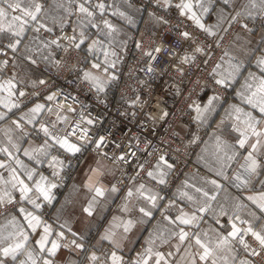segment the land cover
Segmentation results:
<instances>
[{
	"label": "snow or ice",
	"instance_id": "snow-or-ice-1",
	"mask_svg": "<svg viewBox=\"0 0 264 264\" xmlns=\"http://www.w3.org/2000/svg\"><path fill=\"white\" fill-rule=\"evenodd\" d=\"M69 5H75V8L69 12L68 8H65V12L72 14L73 12L78 15L79 19L77 20V27L72 28V35L68 43L72 46L73 49L77 52H84L86 55L96 56L102 54L104 57V67H115V63L108 60L109 51L106 41L108 38L118 31L115 25L106 18L105 13L108 11L109 7H112L107 4V0H68ZM225 6L231 2V0H223ZM253 7L259 4V7L264 11V0H251ZM6 5V7H4ZM23 5V7H22ZM127 8L132 7L131 3L126 4ZM59 8H64V4H58ZM158 7L161 9H166L167 12L171 10H176L178 15L185 17L196 29L201 32L207 33L211 36L215 33L213 30L205 25L203 22V17L208 15L210 10H212V0H160ZM18 12V15H12L9 19L8 13ZM44 11V6L39 0H0V56L5 57L3 65L6 67L10 60L9 53L5 49H9L11 53L16 54L19 51L20 45L23 44V41L27 39L26 33L31 30L37 34L43 30L44 32L50 33L52 29L45 26V24L40 22L41 13ZM112 15L119 16L123 20H127L129 23H132L131 19L127 16L124 11H121L119 7L112 8ZM166 18V15H165ZM221 19L218 16V21ZM63 20V18H61ZM6 21V24H5ZM32 22H35L33 24ZM157 24L163 23L161 20H156ZM91 26L97 29L99 36H102L104 39H90V33L85 29L87 26ZM246 26V25H245ZM77 28L79 31H77ZM61 30L63 31V25H61ZM175 30V32H174ZM178 37L177 43L188 42L192 40L191 33L188 30L181 31L178 26L169 29V33H173ZM3 40H7V44L3 43ZM34 40H39L41 43L47 47L49 44H55L57 48L61 47L60 40H50L46 43L42 40L39 35L34 36ZM167 47L165 51L170 53H175V49L168 45V41H165ZM189 48L192 47L190 43ZM136 47L139 48L140 44L137 43ZM197 51L201 49L197 48ZM112 55H115L112 53ZM146 59L145 64L148 65L149 61H154L160 58L163 55L162 49L160 47H153L152 51L144 53ZM193 57L183 52L180 56V63L186 64L192 61ZM79 63V62H78ZM86 66L88 65V60L85 59L82 61ZM257 65L261 68V71L264 72V56H261L257 60ZM91 67L95 71H99L100 65L93 63ZM235 70L240 71V68L236 66ZM83 78L90 82L92 87H94L97 92H103L104 87L100 82V78L94 74V72L79 70ZM147 71L151 72L152 68L149 65ZM115 79V77H113ZM43 84V81H40ZM218 84H224V80H218ZM258 93H261L259 100L256 101L253 98L257 96V93H252L251 97H247V102L252 104L254 108H259L261 118L253 116L251 113H243L242 125H234V131L239 133V139L237 141L240 149H246V145L251 150L248 151V155L244 157L245 165H243V172L238 173L235 176L237 181L236 186L245 187L249 185L251 179L259 175V169L264 168V162H258V156H264V128H261L264 125V80L260 81V86L257 89ZM26 93L21 90V85L15 79H9L6 81L0 82V107H3L7 112H13V109L19 110V104L15 102V98H24ZM45 103H36L33 101V106L30 109V112L26 117H22L21 120L24 124L33 125V131L38 136L43 137V142L39 147L24 149V155L27 156L30 160H35L37 163L43 162L42 158H47L51 155V147H58L63 150L65 153L76 154L79 153L82 148L81 145L73 142L70 137L76 135V128H79V125H76L75 128L70 129L69 133L63 137L52 135L49 125L55 127L52 124V121L49 120L48 123L41 121L42 117L46 112L51 113L53 111L52 102L53 97L47 95L42 97ZM65 100L68 97H64ZM213 99H217L213 97ZM60 98H56V104L59 111H63L59 107ZM212 100H209L208 104L212 105ZM196 112L198 113L197 119L200 118L199 114L202 112L208 111V108L201 109L199 106L196 107ZM234 111L237 113V119H240L241 109L235 108ZM14 114V113H13ZM168 116V113H163L161 119ZM5 115L0 113V121L5 120ZM66 117H57L59 123L66 122ZM81 119H84V114L81 113ZM89 126L94 125L92 119H87L85 121ZM16 123V127L20 128V122ZM39 124L40 127L36 128L35 125ZM89 134L87 132H81V138L84 139ZM250 137L255 138V142H250ZM11 144V150L8 147H0V155H6L9 160L14 161L16 167H12L10 164L0 162V169H6L8 171V179H5L3 175H0V184L7 185L8 187L0 188V205L5 203H13V190L19 191L20 201H26L28 204L32 205L33 211H29L24 207H19V212L23 216L24 221L27 224V227L36 232L37 229H42V232L39 235V239L36 241V244L39 246V254L47 253L48 257H55L58 250L63 248H74L78 250H86L87 245L81 241L85 238L83 235H79L72 231L68 225L61 224L60 227L67 228L73 237L71 240L67 241L64 244H61V241L65 239V233L63 231L56 232V239L50 240V237L54 233V229L50 224L45 223L41 216L38 214L39 210L42 208L43 204L39 201L45 202L47 205H51L52 200L54 199L52 195V190L57 187V184L49 181L47 177L41 175L38 180L34 181V184L30 186L25 182L24 179H21L17 174V168H19L29 181H33L34 177L37 175L34 169H29L24 163L18 158L14 157L13 151L19 152L20 145L17 143ZM137 147L141 143H146L145 141L137 140ZM93 144L97 149L104 147L105 138L100 136L93 141ZM120 147L123 151V146L116 145ZM129 148L132 147L131 143L127 145ZM217 149L218 159L220 160L222 167L215 170V174L219 177L227 179L223 168L227 166V161L233 160L237 155V149L235 145H229L226 143H221L219 138H217ZM247 150V149H246ZM157 152L160 149H156ZM222 153V155H221ZM230 153V154H229ZM147 156L153 155L152 152L146 151ZM129 155L135 156L136 152L129 153ZM119 160L122 162H128L125 155H120ZM50 167L53 168V175L59 176L60 171L64 168V162L57 159L56 157L51 158L49 161ZM173 163L169 162L165 155H160L156 159L155 164L150 167V170L146 171V175L150 180L155 181L158 185L167 184V176L170 174L173 169ZM140 172H145L144 166H139ZM204 184L209 185L212 191H208L202 187H196L195 192L199 193V196H193L186 191H179L178 195L180 199L188 201L192 206V212H184L182 209L179 210L178 214L174 218H169L165 216V219L170 225H173V228L167 229V234L160 233L155 237H150L147 241L148 246L144 251L134 260V261H125L121 255L117 254V251H111L110 253L105 254L104 264H169L167 256H171L172 253H167V256L158 251L155 247L156 241L159 240L160 244H166L172 238H176L178 243L176 244V251L179 252L181 245L186 241L194 239L195 245L198 246V250L193 255L190 251L185 249V256L181 257V261H187V264H197L195 256L199 257V260L202 262L210 261L211 264H235L237 257V245L247 257H254L258 259H240L239 264H264V216H258L256 212L252 211L248 213L249 219H244L240 215L239 209L245 207L242 204L236 205V211H234L230 216L228 211L224 206H221L218 210L214 209L212 202L216 201L217 195L216 192L221 189V185L215 179H205ZM260 183L264 185V180H261ZM185 188L193 187L192 185L185 184ZM89 190H93L92 185H88ZM95 196L88 203V206L83 209V211L88 215L92 216L94 207L96 204V197H103L104 192L101 188H94ZM112 192L115 193L116 189L113 188ZM35 193V195H32ZM133 198L143 199L150 207H141L139 211L143 214L144 217H151L152 210L157 208L159 201L163 197L159 192L153 191L151 188L146 187L145 184L140 183L135 187V191L129 190L127 192V199L131 200ZM248 200L252 202L259 209L261 213H264V187L260 190L258 195H251L247 197ZM124 210L127 211V205L124 206ZM213 213L216 217V223L220 224L219 217L228 216L226 221L227 225H230V228L225 229V225H221L224 231H217L216 229H211V235L208 231L202 233H190L186 228L193 226H198L199 222L204 219L205 213ZM115 219V218H114ZM15 223V221H13ZM134 226L131 220L122 221L119 225L113 224V228L122 227L123 232H129ZM116 232L111 228L106 230L105 234L101 237V240L109 241L113 248L119 249L121 247L119 241L116 239ZM29 240L28 233L23 230V226H19L17 231L11 234L9 237H0V264H7L8 258H11L12 264H16L18 256L24 255L27 257L26 260H20L19 264H37L38 257L33 254V251H29L26 248V244ZM6 241L7 246L5 245ZM14 241V242H11ZM51 244V247H47L48 244ZM189 244V248H191ZM91 264H98L100 257L95 253L88 257ZM42 264H55L53 259H43ZM74 264V262H72Z\"/></svg>",
	"mask_w": 264,
	"mask_h": 264
},
{
	"label": "clouds",
	"instance_id": "clouds-1",
	"mask_svg": "<svg viewBox=\"0 0 264 264\" xmlns=\"http://www.w3.org/2000/svg\"><path fill=\"white\" fill-rule=\"evenodd\" d=\"M159 2L160 0H141L139 5L131 3L132 7L128 9L132 14H127V16L132 23L124 20L125 25L117 26L114 24L118 31L108 38L106 44V47L110 45L108 47L110 53L108 60L115 63L114 68L108 67L106 69L104 67L103 55L98 54L97 58L96 56L86 55L84 52H77L72 48L68 43L72 33L61 30V25L67 23L66 19L61 20L59 25H57L60 27V35L54 34L53 30L49 36H45L44 32L38 34L45 43L50 40H60V48H57L55 44H49L45 47L39 40H34V36L29 33L28 38L20 45L19 51L15 56L7 57L9 60L11 59V64L5 67L3 65L5 57L0 56V82L15 79L21 85V90L26 93V96L22 99L19 97L15 98V102L19 104V110L22 109L23 105L31 104V106L19 111L16 119L11 118L9 112L0 111L6 117L5 120L0 121L2 122L0 123V133L3 134V141H6L7 145L11 147L9 141L20 145L21 141L30 136L41 137L33 131V125L24 124L21 118L26 117L30 112L33 101L45 103L41 98L51 95L53 97V111L51 113L46 112L40 117L41 121L48 123L51 120L55 127L50 124V131L52 135L59 137L65 136L70 129L79 125V128H76V135L71 136L70 139L81 145L82 148L79 153H76L79 156L74 154L68 157L58 147H51V150L56 153L53 157L63 162L64 160L60 159V157H64L67 160L69 169H75V176L71 170L66 174L76 183L77 190L85 188L88 193L93 194L91 199L95 196V187L103 190V197L107 194L118 193L121 187L125 186V178L131 182L136 177L141 176L139 166H144L146 173L160 155H168L169 152L163 148L157 152L156 145H153L152 141L144 135L145 130L155 129L160 126L161 121L164 119H161V117L166 112L162 107L163 94L154 96L153 85L149 82L158 79L160 75L168 73L171 83L167 80L165 83L168 85L169 94L180 95L181 85L193 79L195 84L201 83L199 77L203 76L204 73H197L196 69L200 68L202 62H206L205 57L214 61L215 57H213L212 53L216 49L223 51L224 55H229L231 52L233 59L238 55H249L256 48H259L262 56H264V11L260 9L258 3L253 7L251 0H231L227 7H225L223 0H212V10H210L209 14L215 16L217 21L218 16L221 19L218 23L209 24L205 22V16L203 17L205 25L215 33L209 36L204 32H202L203 35L198 33L195 26L189 24L185 17L180 19L181 16H179L177 19H170L167 16L165 18V15L161 14L160 11L149 10L144 30L137 36L132 31L136 24L135 16L141 12L145 4L158 6ZM124 3L128 4L130 2L129 0H124ZM158 8L161 9L160 7ZM163 10L165 13L167 12L166 9ZM156 20H161L163 23L157 24ZM52 23L55 24V21ZM176 26L181 31L187 29L191 33L192 50L191 52L187 49L184 51L193 57L190 63L183 64L179 62L182 55L180 53V43L172 46L175 49L174 54L164 50L167 47L165 44L167 38L164 33L169 32V29ZM74 27H77V25ZM48 28L52 29L51 26ZM153 28L158 29V31H153ZM77 31H79L78 28ZM149 33L151 34L149 35ZM221 41L226 42L221 43ZM237 41L240 43H236ZM137 43L140 44L139 48L136 47ZM153 47H160L163 55L146 65L144 53L152 51ZM197 48L201 49V51H197ZM112 53L115 55H112ZM165 57L168 58V63L161 67L160 65ZM85 59L88 60L87 66L82 63ZM93 63L100 65L99 71H95L91 67ZM149 65L152 68L151 72L147 71ZM170 68L174 69V72H170ZM81 69L94 72L100 78L104 91L97 92L91 83L83 78L79 71ZM140 73H143V76ZM41 80L43 84L40 83ZM113 93L116 94L115 101H113ZM64 97H68V99L65 100ZM190 97H193L192 89L189 90L188 96L184 98V103H187ZM56 98H60L59 107L63 111L58 110ZM153 100H155V103H153ZM191 103H195L194 98ZM90 108L96 110L95 114ZM150 109H155L156 111H151ZM81 113L84 114L83 120L81 119ZM57 117H66V122L59 123ZM89 118L95 122L94 128L85 122ZM102 118H106L109 121L113 130L125 122L137 128L136 132H132V129L129 128L130 134L117 135L116 139V145L123 146L122 155L126 156L127 161L133 158L136 159L138 171L134 174L128 173L125 167L127 162L119 160L121 154L118 149L120 147L116 146L110 153H106L102 148L97 149L93 144V141L97 139V132L100 129ZM14 122H20L21 127L17 128ZM35 127L39 128L40 125L37 124ZM168 128L170 131L166 133L167 137H180V132L176 131L171 121L168 124ZM81 132H87L89 135L82 139ZM104 138L105 144L113 143L111 134L105 135ZM159 139L163 144H171L170 140L165 136H160ZM129 140L135 142L140 140L146 143H141L138 147L136 143H133L132 147L129 148L127 146ZM3 141H0V145H2ZM181 142L183 143L182 137ZM193 143H195L194 140L188 141V143L184 144V148L187 149ZM40 145L41 143L37 144L33 139H29V146L25 149L36 148ZM89 145H94V147L89 150ZM133 150H135L136 155H129ZM146 151L152 152L153 155L147 157L138 155V153ZM170 151L175 154L182 152V149L176 146L170 147ZM174 158L179 159V157L175 156ZM81 161L86 162V166H81L83 175L80 174L81 168L76 167L77 163ZM76 177H79V182L76 181ZM85 177H88V179L85 180ZM57 179L62 182L64 177L59 175ZM89 184L92 185L93 190H89ZM113 188L116 189L115 193L112 192ZM97 198L100 197H96V203H99L100 201Z\"/></svg>",
	"mask_w": 264,
	"mask_h": 264
},
{
	"label": "crops",
	"instance_id": "crops-1",
	"mask_svg": "<svg viewBox=\"0 0 264 264\" xmlns=\"http://www.w3.org/2000/svg\"><path fill=\"white\" fill-rule=\"evenodd\" d=\"M39 2L44 6L40 22L45 24L46 27L51 26L54 34L57 35L60 30V27L57 25H59L61 18H63V20H67V23L64 24L63 27L68 26L70 22H72L71 24L74 26L77 25V23L73 21H76L78 15L74 12L69 14V12L75 8V5L70 6L68 0H39ZM123 2L124 0H107V4L112 7L108 8L105 15L106 18L115 25H125V21L123 19L121 20L120 17L112 15L113 7H119V9L123 11L121 4ZM60 3L64 4V8L58 7V4ZM4 7H6V5H4ZM65 8H68L69 12H65ZM174 11L178 14L176 10ZM125 13L129 15L128 12ZM18 14L20 13L9 11L8 17L10 19L12 15ZM117 19L123 21L124 24H122V22L119 23ZM135 20L137 21V19ZM53 21H55V24L52 23ZM145 21L146 19L142 18L140 23L136 22L132 31H135L136 29L144 30ZM205 22L209 24L218 23L216 17L211 14L205 16ZM32 23L35 24V22ZM189 23L191 24L190 21ZM41 32L44 31L41 30ZM29 33L33 36L38 35L37 33L29 30L26 33V36H28ZM44 35L49 36L51 33L44 32ZM0 39H2V36H0ZM3 43L7 44V40H3ZM236 43L240 42L237 41ZM261 56L262 54L259 48L254 49L249 55H238L235 59L232 58L231 52L229 55H224L223 53L213 67V74L215 75L217 81H225V83L221 85H223L226 89L227 96L224 98H218L213 95H202L204 100L201 109L207 107L208 111L199 114V125L193 128L192 125L185 122V124L180 123L176 126L182 132L186 131L188 129L187 126H189L191 130L190 135L196 137V144L192 155L193 161L196 165L194 169H172L166 178V186L156 184L155 181L150 180V178L146 175L143 180H136L132 182L118 193L107 194L105 197L97 198L100 202L95 204L92 216H88L83 209L88 206V203L92 200L91 196L93 194L88 193L85 188L77 190L76 183H74L72 178L68 180L65 188L56 191L52 190L54 199L52 200L51 205H47L45 202L39 201L43 204V206L39 210L38 214H42L41 218L46 217V223L50 224L54 229V233L50 237V240L56 239L57 237L55 233L60 231L65 233V239L61 241V244H64L73 238L67 228L62 229L60 227L61 224L66 223L72 231H75L78 234V236L83 235L85 238L84 240H87L89 246L86 247V250L62 247L58 250L55 257H48L47 253L39 254V246L36 244V241L39 239L42 229H37L35 233L32 232V230L27 227L23 216L20 214L19 207L12 209L9 208L6 212L0 214V237H9L17 231L19 226H23V230L26 231L29 236L26 248L29 251H33L34 255H37V264H42L43 259H53L55 264H72V262H74V264H91L88 257L93 253L100 257L98 264H103L102 261L104 262L105 258L103 247L105 245H109L111 247L113 246L109 241L101 240V237L105 234L106 230L111 228L116 232V239L121 245V247L116 250H118L119 254L125 261H134L148 246L147 241L150 237H155L160 233H165L166 235L167 229L173 228V225L168 223L165 216L174 218L181 209L184 212H192L193 209L191 204L186 200L180 199L178 195L179 191H186L196 197L199 196V193L195 192L196 187H202L210 192L212 191L209 185L203 183L205 179H215L221 185V189L216 192V201L212 202L214 209L218 210L221 206H224L230 216L237 210L236 205L242 204L245 206L239 209L242 218L249 219L248 213L252 211L256 212L258 216H264V213H261L259 209L247 199V197L251 195H258L262 187H264V185L260 183L261 180H264V168L258 170L260 174L251 179L247 188H238L236 186L237 181L235 180V176L238 173L243 172L242 166L245 165L244 157L248 155V151L251 149L248 148L247 145V150L239 148L237 143L240 138L239 133L234 131V125L243 127V113H251L253 116L257 117V119L261 118L259 108H254L252 104L247 102L246 99L247 97H251L254 92L257 93V96L253 98L256 101H258L260 95H262L257 92V89L260 86V81L264 80V72H262L261 68L257 65V60ZM9 64H11V60ZM236 66L240 68L239 72L235 70ZM213 97H216L217 99H213ZM209 100L213 101L211 106L208 104ZM29 106H31V104L23 105L20 110L13 109V112H10L9 116L16 119L18 118L19 111ZM235 108L241 109L239 120L237 119V113L234 111ZM0 111L7 110L0 107ZM261 128H264V125H262ZM194 133L195 136L193 135ZM217 138H219L222 144L226 143L229 145H235L237 149L236 157L231 161H227V166L223 168V171L228 177L227 179L219 177L215 174V170L222 167L217 155L219 151L217 149ZM29 139H33L37 144H40L42 143L43 137L30 136L25 138L21 141V150L19 152H15L14 150L12 151L14 157H18L29 169H34L37 175L34 177L33 181H29L19 168H17V174L30 186H32L34 181L38 180L41 175L47 177L49 181L54 182V177L51 176L52 174L49 170L47 171L46 168L49 166V161L52 156L56 155V153L53 150H50L51 155L47 158H42L43 162L41 163H37L35 160H30L24 155V149L29 146ZM0 141H3L2 133H0ZM250 142L254 143L255 138L250 137ZM0 146L8 147L11 150V147L7 145L6 141H3ZM257 158L258 162H264V156H258ZM0 162L16 167L14 161L9 160L6 155H0ZM153 164H155V161ZM82 165L86 166V162L81 161L76 166L77 168H81V175H83ZM0 175H3L5 179H8L9 176L6 169H0ZM73 175L75 176V172ZM75 179L79 182V177H76ZM87 179L88 177H85V180ZM140 183L145 184L146 187L151 188L155 192H159V194L163 197V199L159 201L157 208L152 210L151 217H144L139 211L141 207H150V205H148L143 199H127V192L129 190L135 191V187ZM185 184L192 185L193 187L185 188ZM4 187L8 186L0 184V188ZM32 195H35V193H32ZM18 197L19 191L13 190V199L15 200ZM24 202L25 204L20 207L33 211L32 205L28 204L26 201ZM3 205L8 207L10 206L8 203ZM125 205H127V211L124 210ZM46 207L47 210L43 215ZM219 219L220 224H217L216 217L213 213H205L204 219L199 222L198 226L186 228V230L190 233H202L204 231H208L211 235V229L224 231L226 228H230V225L226 224L228 216H222L219 217ZM128 220H131L134 226L127 233L123 232L122 227H112L113 224L119 225L122 221ZM13 221H15V223ZM221 225H225V229H222ZM84 240L81 242L84 243ZM8 242L9 241H6L3 246H7ZM177 243L178 240L176 238L170 239L168 243L163 245H161L160 241L157 240L155 247L166 256L167 253H172L171 256H167L169 264H187V261H181V257L185 256V249L195 255L198 250V246L195 245L194 239H191L181 245L180 251L177 252L175 247ZM189 244L192 245L191 248H189ZM47 247H51V244L49 243ZM245 258L258 259L254 257H247L242 250H238L235 264H239V260ZM26 259V256L20 255L18 256L16 264H19L20 260ZM195 259L197 264H211L210 261H200L198 256H195ZM7 264H12L11 258H8Z\"/></svg>",
	"mask_w": 264,
	"mask_h": 264
},
{
	"label": "built area",
	"instance_id": "built-area-1",
	"mask_svg": "<svg viewBox=\"0 0 264 264\" xmlns=\"http://www.w3.org/2000/svg\"><path fill=\"white\" fill-rule=\"evenodd\" d=\"M110 1V0H108ZM164 15H166L168 18L170 19H177L179 17V15L177 13H173L172 11H168V12H164L162 13ZM180 19H183L182 17ZM181 30V29H180ZM187 30V29H184ZM65 32H69L67 30H64ZM196 31L198 33L202 32L198 29H196ZM229 31H231V29H229ZM175 32V30H174ZM173 33H169L166 32L164 33V36L167 38L166 40L168 41V45H170L171 47L175 44H177V36ZM61 34V32H60ZM227 39V37H226ZM226 41H221V43H225ZM191 42H181L180 43V53L183 54V52L185 51V49H187L189 52H191L192 47L189 48V44ZM215 47V46H214ZM5 51H7L9 53V57H13V53H11V51H9L8 49H5ZM224 52L221 51L220 49H216V51H214L212 53L213 57H215V60L213 61L212 59H208L207 57H205L204 59L206 60V62H202L200 68L196 69L197 73H201L203 72L204 75L199 77L201 80L200 84H195L194 79L191 81H188L187 83L181 85V93L180 95H175V94H169V88L168 85L165 83L166 80L169 81V83H171V79L168 76V73H165L164 75H160L158 79H154L152 81H150L149 83H151L153 85V94L155 95H160L163 94L164 96V100L162 102V107L165 109V111L168 113V116L165 117L161 123L160 126L158 128L155 129H148L145 130L144 135L147 136L148 139H150L152 141L153 145H156V147L158 149H165L166 151L169 152L168 155H166V158L169 160V162L173 163L174 167H178L179 169L184 168V169H194L196 167L192 155H193V151H194V146L193 144L188 147L187 149L184 148V144L188 143V141H190L191 139H185L184 137L180 136H171V137H167L166 133L168 131H170V129L168 128V124L171 121L174 126L177 125V122L181 121V120H185L187 121L189 124H191L194 127L199 125V119H197L198 113L196 112V107L199 106L200 108L203 105V96L202 95H213L216 96L218 98H224L225 96H227V91L224 88V86H221L220 84L217 83L216 77L213 74V67L216 63V61L220 58V56L223 54ZM151 61H149L150 63ZM168 63V58L165 57L163 62L161 63V67H164V64ZM170 72H174V69L170 68L169 69ZM141 76H143V73H140ZM187 75V74H185ZM192 89L193 90V97H190L187 103H184V98L186 96H188L189 90ZM195 99V103L192 104L191 100ZM116 99V94L113 93V101H115ZM153 103H155V100H153ZM91 111H93V113L95 114L96 110L90 108ZM151 111H156L155 109H150ZM90 127H95V124L90 126ZM129 128L132 129V132H136L137 128L134 125H128L126 122L124 124H121L117 129L113 130L109 124V121L106 118H102L101 120V124H100V129L97 132V138L100 136H105V135H110L111 134V139L113 140V143H109L106 144L104 147H102V149L104 150V152L106 153H110L113 149L116 148V139H117V135L123 136L124 134H130L129 133ZM149 133H151V135H149ZM91 134V133H90ZM160 136H165L167 139L170 140L171 144L170 145H166L163 144L159 137ZM181 137L183 138V143L181 142ZM195 140V139H194ZM128 143H135V141L133 140H129ZM179 146L182 149V152L180 153H175L173 154L170 151V147H176ZM89 150H91L94 145H89ZM151 150V149H149ZM119 153L122 155L123 151L121 149H118ZM64 152V151H63ZM65 153V152H64ZM68 157H71L72 154L66 153ZM77 156H79V154H76ZM138 155H140L141 157H147V155L144 153H138ZM175 157H179V159L174 158ZM137 161L136 159H130L128 160L127 164L125 165L128 173L134 174L136 171H138L137 167H136ZM69 170V167L67 166V160H64V168L60 171V176L64 177L63 181H59L57 179V176L55 177V182L57 184V187L55 189H53L54 191L56 190H60L61 188H65L66 183H67V179H68V175L66 174ZM51 174H53V170L50 171ZM146 177V173L145 172H141V176L140 177H136L135 180L140 179L143 180ZM134 181V180H132ZM131 181V182H132ZM128 181L127 178H125V186H127L129 183H131ZM123 186V187H125ZM121 187V188H123ZM41 202H43L41 200ZM19 204H24V201H20L17 199H13V203L10 204V206H4V205H0V214L5 212L7 209L12 208L14 206H17ZM47 210V207L44 209V213ZM42 220L46 223L47 219L46 217H42ZM109 249V247H108ZM110 252L111 251H115V249H109ZM109 252V253H110ZM118 254V252H117Z\"/></svg>",
	"mask_w": 264,
	"mask_h": 264
},
{
	"label": "rangeland",
	"instance_id": "rangeland-1",
	"mask_svg": "<svg viewBox=\"0 0 264 264\" xmlns=\"http://www.w3.org/2000/svg\"><path fill=\"white\" fill-rule=\"evenodd\" d=\"M129 2L130 3H136L137 5H139L140 3H141V0H129ZM122 4V9H123V11H125V12H128L129 13V15H131L132 13L130 12V10L127 8V6H126V4L123 2V3H121ZM149 10H153V11H160L161 12V14L162 13H164V10L163 9H159L158 8V6H153V5H151V4H145L143 7H142V9H141V12L138 14V15H136L135 16V19H137V21L136 22H138V23H140L141 22V20H142V18H144V19H146L147 20V13H148V11ZM173 13H176L174 10H171ZM119 17V16H118ZM76 18V17H75ZM78 20V16H77V18H76V21ZM118 20V19H117ZM122 20V19H121ZM76 21H73V22H75L76 23ZM118 22L119 23H121L122 22V24H124V22L123 21H120V20H118ZM72 22H70L69 24H70V26H69V24H68V26H64V30H67V31H69V32H71L72 31V28L74 27V25H72L71 24ZM75 23H73V24H75ZM189 23V22H188ZM190 24V23H189ZM76 25V24H75ZM117 26H120L119 24H116ZM88 33H90L91 35H90V39H104L102 36H99L98 35V33H97V29L96 28H93V27H91L90 25L89 26H87L86 27V29H85ZM141 31H143V30H141V29H136L135 31H133L137 36H139V34H140V32ZM153 31H158V29H156V28H153ZM151 33H149V35H150ZM58 35H60V30H59V32H58V34H57V36ZM106 43H107V41H106ZM9 50V49H8ZM10 51V50H9ZM86 54V53H85ZM102 55V54H101ZM13 56H14V54H13ZM11 60V59H10ZM221 85V84H220ZM221 86H223V85H221ZM185 122L187 123V124H189L187 121H185V120H181V121H179V122H177V125L178 124H180V123H182V124H185ZM177 125H175V128H176V131H178V132H180V136H182V137H184L185 139H191V140H196V137H193V136H191L190 134H191V130H190V127L189 126H187L188 127V129L186 130V131H180L176 126ZM189 125H191V124H189ZM185 133H187V134H185ZM195 136V135H194ZM194 140V141H195ZM195 144H196V141H195V143L193 144V146H194V148H195ZM61 152H63V150L61 151ZM60 159H62V160H65L64 159V157H60ZM79 163H77V165H78ZM76 165V166H77ZM175 168H178V167H173V169H175ZM47 169V171L49 170V171H51V170H53V168L52 167H50V165L46 168ZM181 169H183V168H181ZM71 171L73 172V174H74V172H75V169L73 168V169H71ZM52 177H54V175L52 174L51 175ZM70 179V177L68 176V179H67V182H68V180ZM137 180H140V179H137ZM134 181H136V180H134ZM134 181H132V182H134ZM131 182V183H132ZM54 183H56L55 182V177H54ZM131 183H129V184H131ZM128 184V185H129ZM127 185V186H128ZM126 187V186H125ZM125 187H123V188H121V190L122 189H124ZM62 189V188H61ZM17 200H19V197L17 198ZM24 204H25V202H24ZM24 204H19V205H17V206H14V207H12V208H17V207H20V206H23ZM12 208H10V209H12ZM8 210V209H7ZM6 210V211H7ZM5 211V212H6ZM174 211V210H173ZM4 213V212H3ZM84 243L87 245V246H89V244H88V242H87V240H84ZM108 247H109V249H115V248H113V247H111V246H109V245H105L104 247H103V253L104 254H106V253H109L110 252V250L108 249ZM237 249L238 250H241V249H239V246L237 245ZM115 251H117L118 252V250H116L115 249ZM243 252V251H242ZM118 255H120L119 254V252H118ZM102 263L104 264V262L102 261Z\"/></svg>",
	"mask_w": 264,
	"mask_h": 264
}]
</instances>
